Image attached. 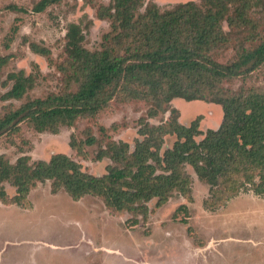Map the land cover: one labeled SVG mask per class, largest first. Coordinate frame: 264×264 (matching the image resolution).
<instances>
[{"label":"trees","instance_id":"1","mask_svg":"<svg viewBox=\"0 0 264 264\" xmlns=\"http://www.w3.org/2000/svg\"><path fill=\"white\" fill-rule=\"evenodd\" d=\"M61 1L40 0L35 11L43 12ZM143 6L144 0H111L98 9V17L113 24L99 51H88L80 26L72 24L67 53L77 68L74 72L83 78L80 88L10 110L0 118V137L18 133L24 121L38 132L58 133L60 126H72L78 118L104 108L118 89L131 99L154 101L150 118L167 111L176 98L220 105L219 128L204 134L200 117L182 124L176 108L160 125L142 119V139L137 138L134 147L114 140L100 147L96 160L111 161L103 176L84 172L66 154L36 162L22 156L14 164L0 157V185L8 182L16 188V195L9 198L0 186L2 203L22 205L37 183L52 181L54 194L64 189L76 202L94 195L117 213L146 219L151 200L162 206L177 193L191 194L188 167L210 186L206 203L213 210L222 198L226 203L241 193L264 196V90L228 87L264 66V0L189 1L165 9L151 3L142 12ZM230 49L236 58L220 62L218 54ZM10 78L14 85L0 93V100H20L33 87L32 77L22 72ZM201 135L203 139L197 141ZM167 136H175L176 141L164 150ZM97 141L90 136L85 144ZM71 146L76 147L75 139ZM180 209L188 210L186 205ZM132 223L137 225L139 219Z\"/></svg>","mask_w":264,"mask_h":264},{"label":"rangeland","instance_id":"2","mask_svg":"<svg viewBox=\"0 0 264 264\" xmlns=\"http://www.w3.org/2000/svg\"><path fill=\"white\" fill-rule=\"evenodd\" d=\"M39 1L0 0V93L14 85L11 74L31 76L33 85L20 100H0V118L31 100L80 88L83 78L74 72L77 68L67 53L72 24L80 26L83 46L90 52L101 50L104 37L113 29L110 19H100L97 14L111 0H62L38 13L35 6ZM189 1L200 2L144 0L141 11L151 3L165 9ZM224 27L228 29L226 23ZM233 58L236 53L232 49L218 54L220 62ZM228 87L234 91L264 90V66ZM109 100L97 113L78 118L72 126H60L58 133L38 132L22 122L18 133L0 137V157L14 164L22 156L36 162L66 154L81 164L84 172L103 176L111 161L96 160L100 147L112 140L134 147L136 139H142V119L160 125L176 108L182 124L200 117L204 134L219 128L223 119L222 107L205 101L176 98L167 111L150 118L148 113L155 106L152 100L131 99L119 89ZM90 136L98 140L96 144H85ZM175 141V136H167L163 149L172 148ZM187 171L193 181L191 194L177 193L162 206L157 205V199L151 200L146 219L117 213L94 195L76 202L64 189L54 194L52 181L37 183L22 205L0 201V264H264V196L241 193L226 203L222 198L213 210L206 203L210 186L201 182L191 167ZM0 186L9 198L16 195L10 183ZM182 205L188 210L180 209ZM136 218L139 223L134 226Z\"/></svg>","mask_w":264,"mask_h":264},{"label":"crops","instance_id":"3","mask_svg":"<svg viewBox=\"0 0 264 264\" xmlns=\"http://www.w3.org/2000/svg\"><path fill=\"white\" fill-rule=\"evenodd\" d=\"M220 126V124H218V127Z\"/></svg>","mask_w":264,"mask_h":264}]
</instances>
